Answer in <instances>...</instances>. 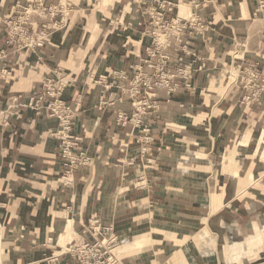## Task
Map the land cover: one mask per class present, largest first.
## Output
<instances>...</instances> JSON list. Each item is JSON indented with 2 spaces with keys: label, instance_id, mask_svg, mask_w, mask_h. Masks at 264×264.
I'll list each match as a JSON object with an SVG mask.
<instances>
[{
  "label": "crops",
  "instance_id": "1",
  "mask_svg": "<svg viewBox=\"0 0 264 264\" xmlns=\"http://www.w3.org/2000/svg\"><path fill=\"white\" fill-rule=\"evenodd\" d=\"M31 1L0 0V48L6 50L0 59V223L9 264H79L57 252L56 241L68 230L71 240L93 242L108 237L102 230L111 227V236L128 237L117 247L144 240L143 248L120 250L122 264H190L184 248L201 262L213 251L203 248L204 227L216 238L214 250L216 229L232 236L222 244L219 264H225L227 242L264 235V142L255 152L253 140L250 148L236 145L242 135L264 140V101L240 102L241 71L264 63V0H196L200 6L191 8L204 27L187 33L196 55L194 90L181 79L174 91L159 90L151 100L156 109L142 110L145 130L121 125L117 114L130 110L127 96L104 106L114 95L91 82L115 69L130 71L145 56L148 39L141 33L149 25L135 13L137 5L43 0V17L29 18L31 45H8L1 20L15 18ZM188 1L179 4L180 13L191 11ZM110 3L119 9L99 28ZM121 14L131 22L125 31L114 20ZM55 67L71 81L65 98L81 94L72 118L79 139L71 151L88 158L73 165L66 184L55 136L61 124L28 106ZM227 151L232 161L225 172ZM231 170L239 174L232 177Z\"/></svg>",
  "mask_w": 264,
  "mask_h": 264
},
{
  "label": "built area",
  "instance_id": "2",
  "mask_svg": "<svg viewBox=\"0 0 264 264\" xmlns=\"http://www.w3.org/2000/svg\"><path fill=\"white\" fill-rule=\"evenodd\" d=\"M42 1L32 0L17 12L15 18L1 20L7 28L6 43L8 45L15 44L17 47L31 45L27 28L31 26L29 18L32 14L43 17L46 6ZM181 2L186 3V0H131V3L138 7L134 10L135 13L144 15L149 25L141 33L142 37L148 39L145 45V56L138 55L139 62L130 65L131 72L123 68L115 69L107 74L99 75L96 79H91V82L102 87L103 92L110 91L114 95V100L109 97L108 100L102 101L104 106L120 102L122 96L130 99V110L118 111L117 117L121 125L130 122L137 128L143 126L142 110L156 109V105L151 100L157 96L159 90L174 91L180 84L179 79L183 81L182 85L187 90H194L191 72L196 61V58H192L196 55L189 46L187 33L189 30L199 31L204 27V23L191 8L197 9L200 6L199 2L188 1L192 5H190V14L180 13ZM114 20L120 24L122 31L131 27V22L125 21L122 14L116 16ZM174 55L176 58L173 57ZM5 57L6 50L0 48V59ZM3 75H11V70H6ZM241 79L245 93L240 102L242 104L263 102L264 63L260 68L258 63L244 67L241 71ZM70 83L64 69L55 67L49 76L42 80L39 92L28 104L34 110L45 111L48 117L57 119L61 124L55 136L62 143L61 155L66 161L63 166L67 169L60 178L65 184L70 181L69 175L73 165L88 161L84 151H79L78 154L71 151L79 139L77 135L73 136L72 118L79 110L81 94H78L75 99L65 98L64 92ZM145 128L143 126L142 130ZM97 223V219L91 222L92 225ZM110 230L111 227L103 228L102 233L108 237L104 236L93 242L81 238L73 239L61 254H68L79 264H122L118 256L110 253L105 243L106 240L111 243L118 240L117 236H111Z\"/></svg>",
  "mask_w": 264,
  "mask_h": 264
},
{
  "label": "bare ground",
  "instance_id": "3",
  "mask_svg": "<svg viewBox=\"0 0 264 264\" xmlns=\"http://www.w3.org/2000/svg\"><path fill=\"white\" fill-rule=\"evenodd\" d=\"M191 11H188L187 13L190 14ZM254 141L255 142V145L254 148H252L255 152V150H258L261 146V144L264 142L262 136L261 138L260 137H255L252 136V135H242L236 145L238 144V146H243V147H247V148H250L249 146V143L251 141ZM257 152V151H256ZM196 153V152H195ZM258 153V152H257ZM197 154V155H196ZM195 155L196 156H201L202 154L197 152ZM223 170L226 172L228 171L227 170V167H226V162H228L229 160L232 161V156L229 154V152H225L224 154V159H223ZM229 172H232L231 173V176L232 177H235L238 173L237 170H231ZM253 175H250V178L252 177ZM253 178V177H252ZM254 181V180H253ZM70 224V222H69ZM68 230V229H67ZM206 231V230H205ZM151 232V231H150ZM204 235H202L201 237V240L203 239L204 240V243H202L203 245V248L204 249H207L209 248V246H211L210 244L213 243L216 238L214 235H210V233L207 234V232H203ZM150 234V233H148ZM1 236V235H0ZM139 239V238H138ZM58 240V239H57ZM72 240H71V237H70V234H69V230L68 231H65V233H63L58 242L56 241V245H57V252L61 253L62 251H65L66 248H67V244L70 243ZM206 241V242H205ZM117 240H115L114 243H111V242H108V240L105 241V243L107 244L108 248H109V251L111 254H114L113 252H115V250L119 251V249H123L124 247H132L134 246L135 244H138V247L139 248H143L144 246V240L141 241V242H135L133 241V239H128L125 243H123L121 246L115 248V249H111V247L116 244ZM149 244V243H148ZM215 244V242H214ZM264 244V235H259V234H256L254 236H249L248 238L246 239H241V240H237V241H230V242H227V245L225 246V248H227V250H229V253L230 255H227L226 257V261L228 262H233L235 260H240V258L246 254V253H250V252H253V251H258L260 249V245ZM151 245V244H150ZM199 246V245H198ZM214 246V245H213ZM114 247V246H113ZM212 247V246H211ZM211 249V248H210ZM140 250V249H139ZM116 251V252H117ZM138 251V250H137ZM122 252V251H121ZM123 253V252H122ZM115 255V254H114ZM242 255V256H241ZM225 261V262H226ZM10 261H9V258H8V245L5 244V242L2 241V239H0V264H9Z\"/></svg>",
  "mask_w": 264,
  "mask_h": 264
},
{
  "label": "rangeland",
  "instance_id": "4",
  "mask_svg": "<svg viewBox=\"0 0 264 264\" xmlns=\"http://www.w3.org/2000/svg\"><path fill=\"white\" fill-rule=\"evenodd\" d=\"M129 1L130 0H121V4L122 5L128 4ZM89 8H92V5ZM107 8H108L109 12L101 13L100 14L101 20H99V21L97 20V22L99 23V28L104 27V25H106L108 22L111 21V16H112V14H114V13H116L118 11L119 5L116 4V3H110V4H108ZM181 9L182 8H180V10ZM90 12H91V10H89V13ZM121 12H122V10H121ZM185 13H187V12H185ZM85 23H86V20H85ZM240 78H241V74H240ZM202 226H203V224H201L198 227L201 228ZM195 230H194V232L196 233ZM202 231L205 232V233L207 232V234L210 233V231L207 229V227L206 228L204 227ZM215 232L217 233V237H218L217 247L214 250V248H215L214 242L216 240L215 239V240H213L214 242L210 244L212 247L209 246V248L206 249V250H213V251H207L206 253H204L202 255V258H201L202 261L201 262H198V261H196L194 259L191 260V258H189L188 254L186 253L185 248H184L185 255L188 257L190 264H219V263H221L222 258H223L222 244H223L224 241H226L227 239H229L232 236H226L225 234L224 235L220 234V232L217 229L215 230ZM3 234H4V230L2 231L1 223H0V235H1L0 239H2V241L5 242V244L8 245V243L3 239ZM210 235H213V234L211 233ZM242 237H246V236H242ZM74 238L77 239L78 237L74 236ZM126 238H128V237H125V238H122V239L124 240ZM122 239L118 238L116 244L122 242L121 241ZM202 241L204 243L203 239H202ZM116 244H114L113 245L114 247L112 246L111 249H115L118 246V245L116 246ZM226 245H227V243H226ZM120 250L121 249H119V251L115 250V252H113V253L116 256H118V258L121 259V257H119ZM225 250H226V253L224 255V258L226 259L227 255H230V254H228L229 250H227V248H225ZM8 251H9V248H8ZM8 258H9V253H8ZM225 259H224V263L225 264H233V263H235V264H264V244L260 245V249L258 251H253V252H250V253H246L238 261L235 260L233 262H228Z\"/></svg>",
  "mask_w": 264,
  "mask_h": 264
}]
</instances>
